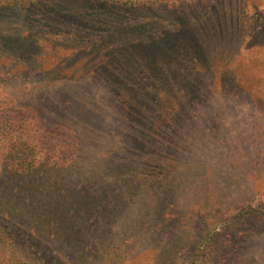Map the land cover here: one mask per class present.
Masks as SVG:
<instances>
[{"label":"rangeland","instance_id":"rangeland-1","mask_svg":"<svg viewBox=\"0 0 264 264\" xmlns=\"http://www.w3.org/2000/svg\"><path fill=\"white\" fill-rule=\"evenodd\" d=\"M61 1L68 8L80 0ZM85 1L88 5L85 2L82 5L89 14L92 10L104 9V12H120V17L128 15L136 19L163 15L158 9L134 11L124 6L109 7L95 0ZM214 1L219 2L183 0V20L190 22V12L205 10ZM48 4L39 10L19 5L0 9V91L14 97L20 105L35 109L46 125L61 123L74 129L81 140V152L66 168L40 167L24 175L2 173L0 218L4 219L0 222L9 234L13 251L31 263H44L47 249L71 257L75 249L67 242L84 235L86 228L93 229L92 236L100 240L97 246L93 245L94 249L101 250L96 253H103L106 246L120 249V241H132L131 235L137 232L130 225L138 221L155 225L161 213L168 210L175 217L177 233L173 238L167 236L163 241L161 236L150 232L143 234L145 238L137 246L149 248L148 255L151 252L159 264H167L166 259H173L177 243L183 245L205 218L196 212L200 206H214L218 201L226 202L228 207L234 206V201L241 205L254 204L259 196L264 197V107L260 96L264 89L255 84L263 78L264 54L250 55L244 50L242 55L235 56L227 47H215L210 66L219 67L223 63L222 77L217 79L216 73L210 78L218 81L216 88L200 90L203 97L192 98L195 102L186 110L175 112L177 122L173 118V122L159 123L153 105L140 108L136 103L138 109L128 113L122 107L117 83L143 78L148 82L145 87L151 91V103H154V96L172 94V88L162 82L177 84L178 77L188 78L197 73L182 71L174 63L140 67L133 61L143 57L140 46L129 43L123 48L115 44L119 52L109 47L110 38L103 44L93 45L87 33L79 34L69 27L33 30L29 22L35 19L38 22L39 12L47 9ZM217 7V3L212 5L214 10ZM66 14L57 17V21L74 22ZM166 16L171 17L169 13ZM177 16L181 18L176 13ZM100 31L103 36H111L106 27L102 26ZM242 86L253 96L246 91L244 94ZM181 89V85L176 86L173 92ZM256 93L259 96H254ZM158 100L164 102V99ZM130 164L135 165L132 171L142 169L154 183L146 188L132 186L130 197L123 199L130 177L122 182L120 174ZM27 184H37L36 189L42 192H58L66 200L92 198L97 202V210L89 223L86 220L75 223L70 230L58 223L62 228L57 235L64 237L59 243L54 242L53 233L46 235L42 242L43 237L38 236L32 225L19 227L6 216L10 210L6 207L5 195L17 185ZM210 193L214 197L208 198ZM83 202L86 210L88 203ZM152 207L157 208V215L150 214ZM252 227L253 240L250 239L244 264H264V227L260 222ZM100 259L95 256L81 264H99ZM183 263L189 264V260ZM44 264H48V259Z\"/></svg>","mask_w":264,"mask_h":264},{"label":"trees","instance_id":"trees-1","mask_svg":"<svg viewBox=\"0 0 264 264\" xmlns=\"http://www.w3.org/2000/svg\"><path fill=\"white\" fill-rule=\"evenodd\" d=\"M95 1L103 2L109 7H128L134 11L158 9L162 11L163 15L136 19L128 15L120 17V12H104V9L92 10L89 14L83 6L84 2L88 5L85 0L72 3L68 8L67 5H63L61 0H0V9L14 5L38 9L44 4L51 3V5L48 4L47 9L39 12L40 20L36 22L35 19L33 22H29L28 26H31L35 31L40 29L44 31L48 27L54 26L69 27L70 30L77 31L79 34L87 33L88 39L93 45L103 44L106 38H110L109 47H115L119 52L120 48L116 45L123 47L130 43L133 46H140L143 57L133 61L140 67L146 66V69L155 63L159 65L174 63L176 68L180 67L182 71L194 70L196 75H190L188 78L178 77L177 84L175 81L162 82L172 88L170 90L172 94H166L164 97L154 96V103H151V96H153L151 91L145 87L148 82L143 78H137L134 82L120 81L117 83L122 107H125L129 111L128 113H133L135 109H138L136 103L140 108L145 107L146 104L150 107L153 105L156 107L154 112L160 118L157 120L159 123H167L166 121L169 120L173 122V118L177 122L179 119L175 112L186 110L189 105L195 102L192 98L203 97L200 90L216 88L218 81H212L210 78L216 73L217 79L222 77L221 66L223 63L219 67L210 66V58L215 47L219 49L227 47L230 53L235 56L242 55L244 50L248 51L250 55L264 54V0L210 2V5H206L205 10L190 12L189 14L192 16L190 22L182 18L183 0ZM216 3L218 10L212 9V5ZM248 6L251 9H248ZM197 11L199 14L194 13ZM166 13H169L173 20L169 19L171 17L166 16ZM176 13L181 18L178 16L176 18ZM64 14L72 17L75 23L66 21V19L57 21V17ZM82 15L86 19L81 18ZM102 26L108 29V34L111 36L101 35ZM26 32L28 33V31ZM217 48L216 50H218ZM261 75L263 78L259 79L258 77L259 82L256 80L255 84H259L264 89V65ZM220 82L223 81L220 80ZM179 85H181V91L173 92ZM220 86L223 87L224 84ZM242 88L244 87L242 86ZM243 90L244 94L246 91L249 96H253L251 91L245 88ZM135 92L137 96L134 97ZM175 96H179L181 99ZM260 96L264 107V93ZM158 99H164V102L162 103V100ZM172 99H174L173 102ZM174 102L177 104L173 105ZM135 140L136 137L134 143ZM142 148H146L144 144H142ZM80 152L81 140L74 129L61 123L46 125L35 109L20 105L14 97L0 91V177L4 172L24 175L40 167L66 168L78 159ZM133 167L135 165H128L124 169L125 172L120 174L122 182L130 177L129 191H127L128 187L123 191V199L130 197L132 186L146 188L154 183L153 179L147 178L142 169L134 172L131 170ZM128 172L133 174L129 176L126 174ZM37 184L36 186L27 184L24 187L17 185L18 188L14 187L16 189L5 195L4 201L7 209L10 210L6 214L7 218L19 227L20 224L21 226L32 225L39 232L38 236L43 237L44 241L42 242H45L46 235L50 236L51 233L55 237V243L59 239L64 240V237L57 235V231L62 228L60 224L68 226L70 230L75 223H83L85 220L86 223H89L97 210V202L92 198L85 197L83 200H79L70 197L66 200L58 192L49 190L42 192L38 188L36 189ZM40 186L42 189L43 185ZM214 195L210 193L207 194V197L211 198ZM203 198L206 199L205 192H203ZM83 201L88 203L86 210H84L85 202ZM227 205L226 202L218 201V204L214 206H200L196 212L200 216L204 214L205 218L192 231L189 239L183 245L177 243L173 259H166L167 264L173 262L174 264H184V260H189V264H244L245 254L247 256L249 245L253 240L252 226L260 222L264 227V197L259 196L254 204L241 205L234 201V206L228 207ZM123 207L121 205L120 209ZM152 213L158 214L156 207L151 208L150 214ZM82 217L84 220L80 221L79 218ZM1 219L4 218L1 217ZM174 219L173 214L166 210L161 213L158 222L156 219L155 225L138 221L130 225V228L137 231L131 235L132 241L121 240L120 249L106 246L103 253H96V251H101L94 249L100 240L92 236L93 229L86 228L85 233L81 232L84 235L78 239L72 238L67 242L75 249V253H72L71 257L62 256V254L47 249L45 258L42 260L47 263L48 259V264H81L91 261L93 257L97 256L101 258L99 264H159L155 254L150 252L151 255H148L149 248L138 249L137 246H140V239L145 238L143 234L150 232L161 236L163 241L167 236L172 239L173 234L177 233ZM71 220L72 222L69 223ZM6 229L11 230V228ZM8 240L9 234L0 222V264H44L40 261L31 263L19 256L12 250L14 249L12 241L8 242ZM168 244L171 242L168 241ZM143 255L145 258L141 257ZM58 257L62 263L58 261Z\"/></svg>","mask_w":264,"mask_h":264}]
</instances>
